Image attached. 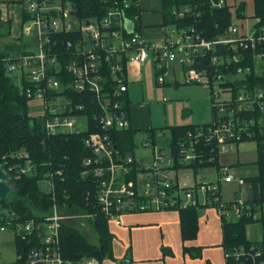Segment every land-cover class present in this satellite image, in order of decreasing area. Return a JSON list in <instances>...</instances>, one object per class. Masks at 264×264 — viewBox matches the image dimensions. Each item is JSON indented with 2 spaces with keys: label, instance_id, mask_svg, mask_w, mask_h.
<instances>
[{
  "label": "built area",
  "instance_id": "built-area-1",
  "mask_svg": "<svg viewBox=\"0 0 264 264\" xmlns=\"http://www.w3.org/2000/svg\"><path fill=\"white\" fill-rule=\"evenodd\" d=\"M208 1L213 8L227 5V0ZM128 6L125 0L109 7L100 18L78 20L70 6H62L58 0H28L23 6L26 20L21 31L25 48L23 53L2 59L7 74L21 95L41 101L40 116L47 135L82 136L89 155L81 159L79 174L81 179L93 183L95 203L108 223L120 225L124 214L178 212L213 204L220 218L229 214L234 220L263 217L260 212L252 213L245 197L222 199L221 183L244 186L243 178L234 177L229 166H220L215 182L186 186L180 184L174 165L192 164L200 157L202 143L214 144L219 155L227 152L231 144L238 146L244 142L243 136H252L249 124L254 121L244 117L264 112V88L250 86L245 78L251 72L258 75L261 71L264 27L237 26V4L231 9L232 22L222 37L206 40L193 27H187L172 32L162 45L149 46L139 30L127 27L124 10ZM191 10L186 7L177 16L183 17ZM149 51L154 54L159 84L165 81L163 71L167 63L178 59L185 67L186 82L203 86L213 98L216 120L204 131L198 128L187 133V139L179 141L176 157L169 143L163 144L165 137L161 131H156L153 138L143 135L144 139L136 142L130 152H123L117 141L118 132L132 128L123 99L127 92V68L130 64L139 68ZM248 56L255 66L246 63ZM236 82L240 84L237 89ZM221 94L224 97L215 101ZM137 144L147 153L137 155ZM24 157L25 166L8 168L15 179L32 168L28 156ZM51 176L47 174L43 181L53 192ZM9 180L10 177L8 183ZM75 217L93 218L91 213L62 215L54 204L49 215L41 220L16 222L11 214L0 223V235L11 227L15 236L26 241V264H71L61 256L59 228L64 220ZM261 253L257 245L239 246L224 252V256L226 261H234L232 264H256ZM78 264L99 263L90 258Z\"/></svg>",
  "mask_w": 264,
  "mask_h": 264
},
{
  "label": "trees",
  "instance_id": "trees-1",
  "mask_svg": "<svg viewBox=\"0 0 264 264\" xmlns=\"http://www.w3.org/2000/svg\"><path fill=\"white\" fill-rule=\"evenodd\" d=\"M61 5H69L72 15L78 20L97 19L105 15L109 7L115 3L121 4L125 0H58ZM129 3L124 10L126 25L128 28H138L139 8L137 0H126ZM254 27H264V0H252ZM164 26L169 29L168 34L182 28L193 27L206 40H214L225 35L227 26L232 22L231 7L227 4L221 8H213L208 0H161ZM186 7L192 8L190 13L178 17V12ZM246 4H238L236 16L244 18ZM24 11V10H23ZM23 21L26 14L23 12ZM22 37V36H21ZM21 37L0 46V164L10 177L11 192L5 200H0V223L13 214L16 222H26L30 219L41 220L49 215L54 204L67 214H92V219H87L95 233L97 242L91 243L89 239L77 227L64 222L59 228V243L62 258L71 264H78L83 259L93 258L101 264L104 260L115 261L112 251L113 236L108 229V221L95 203L93 183L80 177L81 159L89 155L88 149L83 143L81 135H47L44 132L41 116H30L27 103L30 99L19 93L12 77L7 74L2 59L12 53H23L24 40ZM169 37V35L167 36ZM249 55V53H248ZM252 67L255 61L248 56L247 62ZM260 73L251 72L245 78L250 86L264 88V60ZM109 78V76L107 77ZM236 85L239 87V82ZM124 106L128 109L126 93L124 94ZM214 112V110H213ZM214 112L213 120H216ZM253 119L249 124L251 137L243 136L244 141H253L256 147L257 158L252 163L256 167L254 176L243 177L245 204L249 205L252 213H261L264 205V112H254L245 115L244 119ZM209 124L180 125L159 129L139 131L135 128L123 130L117 133V141L123 152L133 151L136 147L137 134L140 132L147 138H153L156 131L164 135L163 144L169 143L176 157L179 141L187 139V133L196 129L206 130ZM202 143V142H201ZM217 148L215 145H199L200 157L192 164L194 174L203 168L219 169ZM28 156L32 168L20 175L18 179L13 177L9 167L19 164L25 166ZM176 169L181 168L175 162ZM57 172H60L58 174ZM51 174L54 184L53 192L42 191L39 183L46 180V175ZM212 206H215L213 204ZM211 206V207H212ZM203 206H191L179 210L180 232L183 241L194 239L198 232V211ZM263 220L261 218L242 217L238 220H228L221 217L222 222V246L224 252L231 251L239 246H259L261 256L256 258V264H264V239L252 241L246 238V225ZM17 258L15 264H26V255L29 245L26 241L16 236ZM234 262V261H233ZM232 260L226 264H232Z\"/></svg>",
  "mask_w": 264,
  "mask_h": 264
},
{
  "label": "crops",
  "instance_id": "crops-1",
  "mask_svg": "<svg viewBox=\"0 0 264 264\" xmlns=\"http://www.w3.org/2000/svg\"><path fill=\"white\" fill-rule=\"evenodd\" d=\"M25 1L0 0V29H7L6 24L11 22L9 27L10 35L13 38L11 41L21 37L20 29H22L23 3ZM241 2L244 1L237 4ZM244 3L246 4V2ZM137 5L139 8L137 30H139L142 39L149 46L162 45L167 36L170 37L172 34H168L169 29L164 26L161 0H137ZM236 5H233V8ZM6 43H2V45H6ZM177 55L179 56L180 52H177ZM145 67L148 68L147 71L151 72L153 85L157 89L164 91L167 89L171 93H176L177 90L190 89L199 85L186 82L185 67L178 59L167 63L166 69L163 71L165 81L163 84H159L152 51H149L148 58L139 68L130 64L127 68L126 98L129 101L127 107L132 127L141 132L148 130L147 118L144 115L146 110L144 107L147 106L140 103L131 104L129 87L131 85L142 86V72ZM177 69H181L179 70L180 77ZM169 73L171 75L170 80L165 77ZM163 100L164 98H162ZM192 113L191 110H187L186 116H191ZM178 122L179 125L177 126L200 125L188 120ZM138 134L142 133L139 132ZM252 166V163L248 166L247 164L239 166L237 168L239 172L235 170L236 175L231 168L230 171L234 177L254 176L256 173L251 170L253 169ZM206 170L208 168H203L197 174L193 173V181L197 182L196 175L204 173ZM217 176L218 170L215 169L216 179ZM178 179L180 184L186 186L193 183L192 180L185 179V177L183 179L178 177ZM234 195L237 196L235 191ZM120 221V225L113 222L108 224V229L113 236L112 251L115 261L104 260L101 264H120L121 262H125V264H226L222 246V222L213 207L199 208L197 235L194 239L187 241H183L181 238L180 215L176 211L124 214Z\"/></svg>",
  "mask_w": 264,
  "mask_h": 264
},
{
  "label": "rangeland",
  "instance_id": "rangeland-1",
  "mask_svg": "<svg viewBox=\"0 0 264 264\" xmlns=\"http://www.w3.org/2000/svg\"><path fill=\"white\" fill-rule=\"evenodd\" d=\"M240 1L246 2V7L244 10V18L243 19H234V23L240 27V25L247 24L249 27L253 26L254 18H253V3L252 0H228L227 3L231 8L233 5H236ZM28 3L26 0L23 3L25 7ZM10 23H7V29H0V46L2 43H6L7 41H11L12 35H10L9 27ZM5 25V24H4ZM20 29V36H21ZM148 68H144L142 72V86L140 85H131L129 87V99L131 104H145V116L147 118V129H158V128H167L179 125L178 121H189L191 123L198 124H209L212 122L214 117L212 102L213 98L210 94V91L204 88L201 85H197L196 87L190 89H182L177 90L176 93H171L167 89L160 90L157 89L153 85V77L151 72L147 71ZM178 70V76L180 77V71ZM165 77L170 80L171 75L166 74ZM224 97L221 94L215 101L222 99ZM162 98L164 100L162 101ZM169 100V101H168ZM27 109L30 116H40L43 113L42 103L40 100H29L27 103ZM192 111L191 116H186V112ZM147 111V112H146ZM181 123V122H180ZM137 142L140 143L144 136L142 134H138ZM135 153L137 155L146 154L147 151L143 150L139 144ZM257 158L256 147L253 141H244L240 143L238 146L236 144H231L230 149L227 152H220L218 161L221 166H229L232 169V172L235 174V170L238 171V167L243 164H247V166L253 162H255ZM253 171L256 173V167H251ZM231 172V173H232ZM175 173L178 177L182 179L192 180L193 181V171L191 168L181 167L176 169ZM236 175V174H235ZM238 176V175H237ZM214 179V180H213ZM196 180L203 181L208 180L210 183L212 181H216L215 177V169L208 168L204 173H200L196 175ZM193 181L192 184H194ZM39 187L42 191H48L49 184L47 182H40ZM221 196L224 201H231L234 198V191L237 196L242 198L245 197V191L243 186H238L236 182L229 183H221ZM261 214L263 216V220L250 223L246 225V238L252 241H259L264 239V205L261 208ZM63 214H67L64 210H60ZM228 220L234 219V217L229 214L226 217ZM235 220H238L235 218ZM64 223L77 227L81 230L82 233L89 239L91 243H96L97 239L94 231L92 230L90 224L86 220V218H78L75 217L73 219L64 220ZM16 236L14 230L9 227L5 232L0 235V264H15L17 258V250H16Z\"/></svg>",
  "mask_w": 264,
  "mask_h": 264
},
{
  "label": "water",
  "instance_id": "water-1",
  "mask_svg": "<svg viewBox=\"0 0 264 264\" xmlns=\"http://www.w3.org/2000/svg\"><path fill=\"white\" fill-rule=\"evenodd\" d=\"M10 192L11 187L8 183V176L0 166V200H5ZM120 264H125V262H121Z\"/></svg>",
  "mask_w": 264,
  "mask_h": 264
}]
</instances>
